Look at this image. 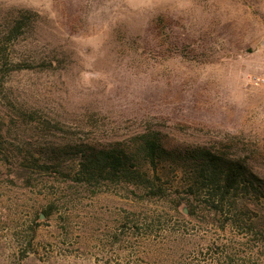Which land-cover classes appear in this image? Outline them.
<instances>
[{"label":"rangeland","instance_id":"374dc122","mask_svg":"<svg viewBox=\"0 0 264 264\" xmlns=\"http://www.w3.org/2000/svg\"><path fill=\"white\" fill-rule=\"evenodd\" d=\"M21 11L32 19L8 50L21 69L0 77V264H264V198L240 200L222 228L67 177L77 146L151 130L264 180V84L252 81L264 79V0H0L1 43Z\"/></svg>","mask_w":264,"mask_h":264},{"label":"trees","instance_id":"16d2710c","mask_svg":"<svg viewBox=\"0 0 264 264\" xmlns=\"http://www.w3.org/2000/svg\"><path fill=\"white\" fill-rule=\"evenodd\" d=\"M20 13L3 32L5 37L0 42L1 78L21 69L8 58L9 47L25 33L32 19L31 12ZM77 147L76 153H71L78 157L77 167L67 177L73 184L92 188L94 194L103 186L126 185L143 199L171 200L177 213L185 205L190 217L202 213L213 216L218 223L223 220L222 228L229 219L225 217L226 210L232 213L230 208L236 209L240 200L256 202L264 198V180L250 170L244 159L205 145L169 147L160 132H142L127 146ZM170 172L182 174L187 187L164 185ZM54 213L53 207L43 212L48 219ZM255 234L264 242V232Z\"/></svg>","mask_w":264,"mask_h":264},{"label":"built area","instance_id":"2783aa9c","mask_svg":"<svg viewBox=\"0 0 264 264\" xmlns=\"http://www.w3.org/2000/svg\"><path fill=\"white\" fill-rule=\"evenodd\" d=\"M252 81L255 86H262L264 84V79L262 78L257 77V78L252 79Z\"/></svg>","mask_w":264,"mask_h":264},{"label":"water","instance_id":"95a60500","mask_svg":"<svg viewBox=\"0 0 264 264\" xmlns=\"http://www.w3.org/2000/svg\"><path fill=\"white\" fill-rule=\"evenodd\" d=\"M183 212H184L185 214H188L187 207H185V208L183 209ZM44 217H45L44 214H42V215H41V218H44Z\"/></svg>","mask_w":264,"mask_h":264}]
</instances>
